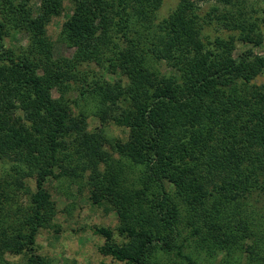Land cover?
Returning <instances> with one entry per match:
<instances>
[{"label":"trees","instance_id":"16d2710c","mask_svg":"<svg viewBox=\"0 0 264 264\" xmlns=\"http://www.w3.org/2000/svg\"><path fill=\"white\" fill-rule=\"evenodd\" d=\"M64 1L41 0L37 14L28 0H0V8L47 48L46 26ZM68 1L74 10L61 35L76 48L73 62L105 65L83 94L96 92L100 121L127 129V138L110 139L105 127L85 132L70 106L53 100L35 62L6 47L0 17V158L13 152L38 167L15 224L4 219L0 191L2 264L7 251L44 264L36 240L54 214L46 182L57 168L76 171L61 160L72 146L85 156L79 167L92 166L93 203L114 207L128 239L108 243L106 253L129 264H156L161 253L197 264L185 254L193 247L210 264H264V83H254L264 76V52L235 54L238 43L260 46L264 37L232 9L244 0H216L224 9L203 14L206 0H178L158 21L165 0ZM111 70L122 76L114 83ZM114 153L139 166V185L121 184Z\"/></svg>","mask_w":264,"mask_h":264},{"label":"rangeland","instance_id":"374dc122","mask_svg":"<svg viewBox=\"0 0 264 264\" xmlns=\"http://www.w3.org/2000/svg\"><path fill=\"white\" fill-rule=\"evenodd\" d=\"M20 1V0H14ZM178 0H165L158 11V18H162L176 6ZM34 14L40 11L41 0H28ZM220 10L224 6L216 0H206L200 3V12L206 13L213 8ZM230 8H232L230 6ZM243 13V20L248 28L264 37V0H244L242 4L234 8ZM73 5L65 0L60 15L52 18L46 26L47 48L40 46L30 31L18 28L9 17L11 10L7 7L0 8V17L6 21V47L18 58H28L35 62L39 74L47 79L50 84L51 96L54 101L66 102L70 106L71 117L77 120L84 131L91 133L98 128L105 127L110 139L127 138V129L113 123L103 124L96 115L98 98L96 92L84 91L90 87H83L92 83L95 74L101 72L105 66L97 63L83 61L76 64V48L70 46L62 39V29L65 22L73 13ZM216 24L210 27L214 30ZM254 50L256 53L264 52V43L256 46L254 43H238L235 54ZM150 63L156 66L155 59L150 58ZM161 69L165 71V60ZM157 67V66H156ZM121 72L114 70L107 75L112 83L120 79ZM89 83V84H90ZM257 85L264 83V76L254 81ZM111 150L109 146L106 148ZM66 154L71 155L69 158ZM80 154H85L83 151ZM62 163L76 167V171L57 168L56 174L47 179L46 186L52 194L53 219L45 227H42L37 235L36 248L44 258V264H129L116 259L105 252L106 245L124 244L128 239L121 234L119 229L120 219L113 206L103 202L93 203L91 193L92 166L79 167L80 161L85 156L78 157L76 148L72 146L61 156ZM114 162H111L114 171L117 172L120 182L126 188L139 185V166L133 164L128 158L118 153L113 154ZM106 163L99 167L105 171ZM205 172L202 173L204 175ZM38 167L29 164L22 156L13 152L0 158V191L4 202V219L15 224L26 215L30 190H36V177ZM264 208V205L261 204ZM105 227L112 232V237L100 234L96 228ZM193 247H185V254L191 252L197 264H210L211 258L198 252ZM4 257L9 260L6 264H29L28 256L7 251ZM3 258H0L2 264ZM155 261L162 264H193L183 256L169 253H161L155 256Z\"/></svg>","mask_w":264,"mask_h":264}]
</instances>
